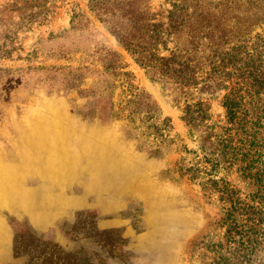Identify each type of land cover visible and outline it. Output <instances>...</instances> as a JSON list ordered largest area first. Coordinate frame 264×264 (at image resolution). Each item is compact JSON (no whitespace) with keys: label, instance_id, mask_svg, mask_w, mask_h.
<instances>
[{"label":"rangeland","instance_id":"374dc122","mask_svg":"<svg viewBox=\"0 0 264 264\" xmlns=\"http://www.w3.org/2000/svg\"><path fill=\"white\" fill-rule=\"evenodd\" d=\"M132 1L226 41L179 81L122 45L123 0H0V264H264V0Z\"/></svg>","mask_w":264,"mask_h":264},{"label":"trees","instance_id":"16d2710c","mask_svg":"<svg viewBox=\"0 0 264 264\" xmlns=\"http://www.w3.org/2000/svg\"><path fill=\"white\" fill-rule=\"evenodd\" d=\"M123 3L124 6L121 8L123 13L121 14L129 21V27L122 30V33H124L121 34L119 40L126 50L133 55L135 60L147 68L154 76L168 77L179 81L195 80L198 75L195 60L199 58V45H201L200 43L203 42V39L209 38L212 40V38L217 37V47L222 46L226 41L227 35L221 26L218 27V25H214L210 28L206 27V24H204L202 26L206 28L204 30L197 31L193 29L191 35L186 33L177 35L178 31H182L179 26L184 24V18H182V21L179 23H169L167 26L162 21H156L153 14L143 16V13L141 14L137 11L132 0H123ZM175 36L177 38L175 47H170L169 43L172 42L171 38ZM213 54L222 56L220 57V62L224 64L218 65V63L215 62L211 70L206 74L210 78L217 77L219 81L225 82L229 79L228 76L231 74L229 67H227V65L225 66V64L227 61L229 63V60L235 56L229 51L224 52L221 49H217ZM236 70L241 69L236 67ZM226 86L228 87L229 85ZM232 90L233 89H231L230 94L233 93ZM231 97L232 96L229 98L227 97L224 102L227 108V118L223 126L224 132L217 136L222 139L225 153L230 149L236 150V146L233 144L234 139L231 137V129H236L238 131L243 129L240 122L241 117L238 115L240 109L232 103L234 99H230ZM187 121L191 124L190 120ZM238 140L243 143L245 142V140ZM251 144L253 146L257 145L255 137H253ZM245 155L243 154V156ZM243 158L246 159L245 157ZM230 162L232 164L234 160ZM262 187L264 188V179L263 183H261V188Z\"/></svg>","mask_w":264,"mask_h":264}]
</instances>
